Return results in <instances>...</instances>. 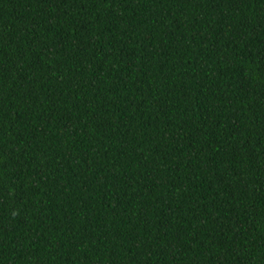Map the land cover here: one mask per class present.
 Wrapping results in <instances>:
<instances>
[{
    "label": "trees",
    "instance_id": "1",
    "mask_svg": "<svg viewBox=\"0 0 264 264\" xmlns=\"http://www.w3.org/2000/svg\"><path fill=\"white\" fill-rule=\"evenodd\" d=\"M0 264H264V0H0Z\"/></svg>",
    "mask_w": 264,
    "mask_h": 264
}]
</instances>
